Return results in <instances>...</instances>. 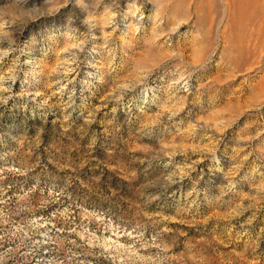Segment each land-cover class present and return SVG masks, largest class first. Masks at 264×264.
<instances>
[{
  "label": "rangeland",
  "instance_id": "374dc122",
  "mask_svg": "<svg viewBox=\"0 0 264 264\" xmlns=\"http://www.w3.org/2000/svg\"><path fill=\"white\" fill-rule=\"evenodd\" d=\"M0 264H264V0H0Z\"/></svg>",
  "mask_w": 264,
  "mask_h": 264
}]
</instances>
